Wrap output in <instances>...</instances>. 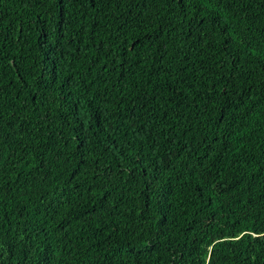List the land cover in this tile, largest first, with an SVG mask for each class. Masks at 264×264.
Here are the masks:
<instances>
[{
  "label": "trees",
  "instance_id": "1",
  "mask_svg": "<svg viewBox=\"0 0 264 264\" xmlns=\"http://www.w3.org/2000/svg\"><path fill=\"white\" fill-rule=\"evenodd\" d=\"M0 264H264V0H0Z\"/></svg>",
  "mask_w": 264,
  "mask_h": 264
}]
</instances>
